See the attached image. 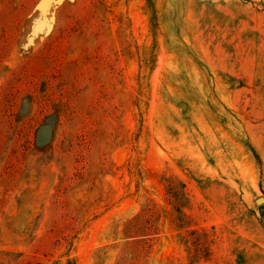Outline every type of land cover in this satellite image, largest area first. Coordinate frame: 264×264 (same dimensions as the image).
Instances as JSON below:
<instances>
[{"label":"rangeland","instance_id":"1","mask_svg":"<svg viewBox=\"0 0 264 264\" xmlns=\"http://www.w3.org/2000/svg\"><path fill=\"white\" fill-rule=\"evenodd\" d=\"M0 264H264V0H0Z\"/></svg>","mask_w":264,"mask_h":264},{"label":"trees","instance_id":"2","mask_svg":"<svg viewBox=\"0 0 264 264\" xmlns=\"http://www.w3.org/2000/svg\"><path fill=\"white\" fill-rule=\"evenodd\" d=\"M257 160H258L259 164L261 165V163H260V161H259V158H258V157H257Z\"/></svg>","mask_w":264,"mask_h":264}]
</instances>
